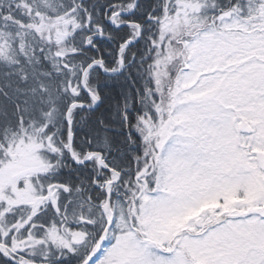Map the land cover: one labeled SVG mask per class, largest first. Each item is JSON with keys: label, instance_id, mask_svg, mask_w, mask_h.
Wrapping results in <instances>:
<instances>
[{"label": "snow or ice", "instance_id": "6c2138e0", "mask_svg": "<svg viewBox=\"0 0 264 264\" xmlns=\"http://www.w3.org/2000/svg\"><path fill=\"white\" fill-rule=\"evenodd\" d=\"M69 8L65 51L0 4V164L34 148L26 231L53 226L39 254L0 232V264H264V0Z\"/></svg>", "mask_w": 264, "mask_h": 264}, {"label": "rangeland", "instance_id": "374dc122", "mask_svg": "<svg viewBox=\"0 0 264 264\" xmlns=\"http://www.w3.org/2000/svg\"><path fill=\"white\" fill-rule=\"evenodd\" d=\"M80 23L77 13L73 12L53 20H46L41 17L36 19V26L42 32L44 39H51L55 47L65 51L70 50L71 47L65 41L70 39L71 32ZM33 152L34 148L30 147L26 151L14 154L11 160L0 164V201L3 202V206L0 207V232L7 231L13 226L16 229L24 227L20 216L22 209L27 208L29 211L27 218H29L41 208L42 204H47V201L41 197L37 190V186H33L30 182V178L44 167L43 161L38 156L32 155ZM21 181L23 182L22 184L20 183ZM15 209H20L17 211L18 216L15 217V221L12 220L10 223L11 218H7L6 215L14 214L13 212L15 211L13 210ZM52 230L50 229L43 233L47 235L41 239L43 241L42 244L31 236V233L35 234L34 231H31L29 235L31 236V245L34 246L33 252L40 247L44 248V245H48L47 239L52 244L49 239V233ZM18 233L17 231L15 234ZM26 233L27 231L24 234ZM59 234H65V237L71 239L65 229L62 232L59 231Z\"/></svg>", "mask_w": 264, "mask_h": 264}, {"label": "trees", "instance_id": "16d2710c", "mask_svg": "<svg viewBox=\"0 0 264 264\" xmlns=\"http://www.w3.org/2000/svg\"><path fill=\"white\" fill-rule=\"evenodd\" d=\"M106 2H107V0H90V3H96L97 6L105 4ZM0 4L7 6L8 0H0ZM71 4H72V0H63V7L61 6V0H31L32 15H31L30 26H26L25 28L20 30L21 40L23 41V37L25 35H27L29 40L35 41V36L39 35V37L41 39L38 42L39 43L46 42L47 41L46 38L44 39L42 32L39 31L38 27L36 26L37 17H41V18L46 19V20H53V19L62 17L64 15L72 12L69 8V5H71ZM24 11L27 14L28 10L24 9ZM37 12L39 13L38 15L35 14ZM77 16H78L79 21H81V17H80L78 12H77ZM0 39L10 40V39H12V37H10L7 32H5L2 35H0ZM5 47H7V45H5ZM19 210L20 209H17V210L15 209V210H13V211H15V212H13L14 214L6 215L7 218H11L10 223L12 222V220L15 221V217L18 216L17 211H19ZM38 211H40V208ZM28 213H29V211L27 210V208H24L21 210L20 216H21V221L24 223V227L17 229L19 233L16 234V238H18V239L26 237L27 234H24L26 232V229L30 228L31 224L34 222V221H30L29 218H27ZM51 216H52L51 211H49L47 214L41 213V215L36 218L35 222L37 224V227L31 229V231L35 232V234H31V236L34 239L38 240V239H42L43 237L45 238L47 234H43V233H45V231L53 229V226L50 223H49L47 229L40 227V222L43 221V222L47 223L51 219ZM30 217H32V216H30ZM75 218H76L75 216H69L68 219L65 220V224L67 225L71 220H73ZM10 226H11V224H10ZM63 230H64V228L59 229L60 232H62ZM60 235H62V234H60ZM63 236H65V234ZM47 242H48L49 246L52 245L48 239H47ZM43 251H44V248L40 247L39 249H36L34 252L39 254V253H42Z\"/></svg>", "mask_w": 264, "mask_h": 264}, {"label": "flooded vegetation", "instance_id": "af4514ba", "mask_svg": "<svg viewBox=\"0 0 264 264\" xmlns=\"http://www.w3.org/2000/svg\"><path fill=\"white\" fill-rule=\"evenodd\" d=\"M26 234H27L26 236H28L30 233L27 232ZM31 234H32V233H31ZM21 240H24V244L21 245V246L28 248L30 251L34 250V249H33L34 246L31 245V239L21 238V239H19L17 242H19V241H21Z\"/></svg>", "mask_w": 264, "mask_h": 264}]
</instances>
